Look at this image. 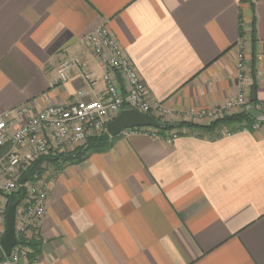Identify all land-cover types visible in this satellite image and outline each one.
<instances>
[{"label":"crops","instance_id":"1","mask_svg":"<svg viewBox=\"0 0 264 264\" xmlns=\"http://www.w3.org/2000/svg\"><path fill=\"white\" fill-rule=\"evenodd\" d=\"M99 27L172 109L171 123L235 99L242 86L252 113H264V0H0V114L104 92V69L82 40ZM69 54L95 85L79 66L54 84ZM246 107L236 113L256 120ZM262 123L224 125L219 135L184 128L171 144L129 129L108 151L50 166L41 251L20 264H264Z\"/></svg>","mask_w":264,"mask_h":264},{"label":"built area","instance_id":"2","mask_svg":"<svg viewBox=\"0 0 264 264\" xmlns=\"http://www.w3.org/2000/svg\"><path fill=\"white\" fill-rule=\"evenodd\" d=\"M82 40L92 49L101 63L105 91L88 99L90 90H81L76 99L69 103L54 104L36 114L30 115V106L9 110L0 114V251L5 230L8 198L17 192L21 176L39 158L55 157L72 152L86 144L89 137L107 132V123L115 119L124 108L154 116L160 122L171 123L174 112L163 102L154 98L143 82L138 70L132 64L121 44L106 27H99L86 33ZM79 66L84 80L95 85V75L79 56L69 54L57 67L54 84L65 83L72 67ZM237 74L245 77L247 59L242 44L238 46ZM248 100L241 87L238 96L223 105L211 109L190 110L186 122L210 124L244 109ZM263 126L255 121L242 130H259ZM138 133L160 137L171 144L181 136L173 129L165 135L153 127L130 129ZM230 135L231 131H226ZM45 167V165H44ZM37 177V176H36ZM27 182L26 194L17 206L15 230L17 244L10 256L3 253L0 264H20L32 252L25 242L38 238L40 226L50 205V180L43 175Z\"/></svg>","mask_w":264,"mask_h":264},{"label":"trees","instance_id":"3","mask_svg":"<svg viewBox=\"0 0 264 264\" xmlns=\"http://www.w3.org/2000/svg\"><path fill=\"white\" fill-rule=\"evenodd\" d=\"M255 121L256 120L252 119L246 113V111H242L211 122L210 124H207L205 126H199L198 124H193L186 121L178 123L161 122V127L158 129V131L160 134L165 135L173 129H178L181 131L184 128H199L207 133H214L219 135V129L224 125L232 127H234L235 125H239L241 129L244 125L251 126ZM121 135L122 134L112 137L108 132H103L99 135L89 137L86 144H84L83 146L77 147L72 152L62 153L55 156L56 161L48 162L45 167L39 172L36 178H41L43 175H45L50 166L54 167L55 169H61L66 164H73L84 161L91 153L108 151L115 145V142ZM25 194V187L21 186L16 193L12 194L9 197V202L11 204L17 203L19 206L23 201ZM25 244L32 250V252L29 254V259L36 258V256L39 255L41 251L42 242L40 241V239L34 238L25 242ZM3 257V253L0 251V260L3 259Z\"/></svg>","mask_w":264,"mask_h":264},{"label":"water","instance_id":"4","mask_svg":"<svg viewBox=\"0 0 264 264\" xmlns=\"http://www.w3.org/2000/svg\"><path fill=\"white\" fill-rule=\"evenodd\" d=\"M251 108L255 107L247 106L246 110L253 114L257 121L264 122V113L258 112L257 114H254L250 110ZM106 127L107 132L112 137H115L122 134L124 131L135 127H153L159 129L161 127V122L152 115L141 113L135 109L124 108L115 119L107 123ZM52 161H56V158L42 157L37 159L21 176L19 184L24 186L27 182L33 180L44 168V165ZM17 206V203L9 204L6 213L5 230L1 239L2 251L6 256H10L14 246L17 244L15 230Z\"/></svg>","mask_w":264,"mask_h":264},{"label":"rangeland","instance_id":"5","mask_svg":"<svg viewBox=\"0 0 264 264\" xmlns=\"http://www.w3.org/2000/svg\"><path fill=\"white\" fill-rule=\"evenodd\" d=\"M46 164H47V163H46ZM46 164H45V165H46ZM14 193H15V192H13V194H14ZM9 204H11V203L9 202V198H8V205H9Z\"/></svg>","mask_w":264,"mask_h":264}]
</instances>
